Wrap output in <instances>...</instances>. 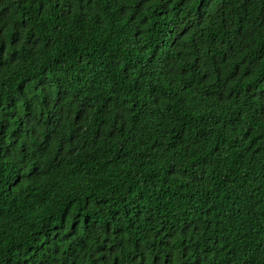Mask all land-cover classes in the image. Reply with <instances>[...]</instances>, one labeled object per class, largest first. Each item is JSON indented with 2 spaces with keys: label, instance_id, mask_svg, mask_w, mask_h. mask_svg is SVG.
<instances>
[{
  "label": "trees",
  "instance_id": "16d2710c",
  "mask_svg": "<svg viewBox=\"0 0 264 264\" xmlns=\"http://www.w3.org/2000/svg\"><path fill=\"white\" fill-rule=\"evenodd\" d=\"M0 264H264V0H0Z\"/></svg>",
  "mask_w": 264,
  "mask_h": 264
}]
</instances>
